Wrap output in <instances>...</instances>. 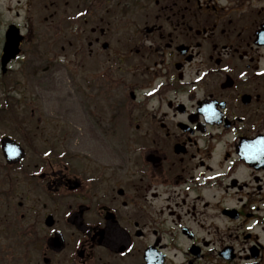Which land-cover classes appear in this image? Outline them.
<instances>
[{
	"label": "flooded vegetation",
	"instance_id": "obj_1",
	"mask_svg": "<svg viewBox=\"0 0 264 264\" xmlns=\"http://www.w3.org/2000/svg\"><path fill=\"white\" fill-rule=\"evenodd\" d=\"M62 40L101 151L41 154L4 264H264V0H0L1 92Z\"/></svg>",
	"mask_w": 264,
	"mask_h": 264
},
{
	"label": "rangeland",
	"instance_id": "obj_2",
	"mask_svg": "<svg viewBox=\"0 0 264 264\" xmlns=\"http://www.w3.org/2000/svg\"><path fill=\"white\" fill-rule=\"evenodd\" d=\"M44 51L47 53L46 64L52 62L55 70L29 81L15 79L9 96L16 97L21 104L0 113V138L10 136L26 150V158L19 168L10 172V177L2 168L4 160L0 154V263L7 259L6 255L18 251L15 243L19 242L17 235L22 229V222L19 220L17 202H23L27 185L30 184L25 175L32 172V165L43 162L41 154L52 150L54 153H76L81 157V154L101 151L99 145L72 138V133L79 129L73 127L72 68L69 60H66L71 56V49L62 40ZM58 63L62 65L57 66ZM3 98L0 89V107Z\"/></svg>",
	"mask_w": 264,
	"mask_h": 264
},
{
	"label": "water",
	"instance_id": "obj_3",
	"mask_svg": "<svg viewBox=\"0 0 264 264\" xmlns=\"http://www.w3.org/2000/svg\"><path fill=\"white\" fill-rule=\"evenodd\" d=\"M2 150L10 165L16 164L24 157L23 151L10 139L2 140Z\"/></svg>",
	"mask_w": 264,
	"mask_h": 264
}]
</instances>
